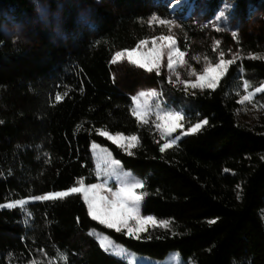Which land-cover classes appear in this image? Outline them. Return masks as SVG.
<instances>
[{"label":"trees","instance_id":"obj_1","mask_svg":"<svg viewBox=\"0 0 264 264\" xmlns=\"http://www.w3.org/2000/svg\"><path fill=\"white\" fill-rule=\"evenodd\" d=\"M96 1L83 13L61 3L73 19L56 38L24 42L0 25V204L94 182L95 141L141 177V213L167 223L139 239L117 233L92 220L81 193L2 206L0 264H130L103 249L90 228L155 257L176 249L194 264H264V88L256 91L264 84V27L235 37L177 17L189 62H215L221 52L234 62L215 88L194 92L162 72L144 76L187 124L208 121L161 152L152 116L145 123L132 111L141 82L120 85L112 59L162 33L153 17L175 16L154 0ZM34 3L0 0V10L22 19ZM246 92L253 93L242 100ZM106 132L136 136L135 146L126 151Z\"/></svg>","mask_w":264,"mask_h":264},{"label":"rangeland","instance_id":"obj_2","mask_svg":"<svg viewBox=\"0 0 264 264\" xmlns=\"http://www.w3.org/2000/svg\"><path fill=\"white\" fill-rule=\"evenodd\" d=\"M154 1L158 2L164 8L166 7L170 15L175 17H171L168 20L152 18L151 22L159 25L162 33L154 38L139 43L133 49H135L139 53L145 54L149 53L153 48L158 49L161 52L160 72L164 73L167 78L173 81L175 84L183 86L184 88L193 92L202 89L199 87L192 88L191 85L197 82L198 76L205 74V68L214 67L217 63H219L220 59L233 60L234 57H221L215 62H209L208 59L202 56H195L193 62H189L184 55L183 63H181L179 53L183 51L178 47V35L181 33V29L177 20V17L180 14H182L184 17L189 16V21H191L198 27L204 26L207 32L218 29L226 31L231 35H233V33H235L236 35L240 32L256 33L259 29L264 27V0H219L217 4L215 3V0ZM61 3L70 8H76L75 10H77V12L83 13L87 9V7L94 8L97 1L35 0V8L22 19H16L5 10H0V16H2L0 23L1 28L3 29V32L6 36L12 37L14 39H20L24 42H36L42 39L56 38L61 35L63 26L70 21L69 20L67 22L66 20L73 19L72 16L64 15L62 9L60 8ZM183 7H186V9L183 13H181ZM161 20L170 21V23H161ZM169 36L172 37V39L176 42L175 44H173L171 41L162 39V37ZM212 43L216 44L217 41H213ZM133 49L118 51L119 53H123V55L119 57H117L116 55L118 52L114 54L112 59V63L114 66V76L116 77V80L120 85L126 87L131 86L137 80L141 82L140 86L134 89L132 92V111L136 118L141 122L147 120L150 115L152 116L155 122L156 132L159 136V139L162 141L163 146L173 138L178 137V139H180L181 137H183L184 135H182V132H186L187 129L193 124H187L186 120L183 119L181 123L184 125V128L177 129V131L172 133L171 136H168L164 132L162 127H157L158 124L163 123L161 120L157 119V115H162L166 111L174 110L166 106L165 102L159 95L158 86L153 83L151 84L148 79L144 78V76L148 75L149 73L146 70L140 69L138 66L133 65L129 62L127 52ZM227 52L230 55L236 54L234 50H227ZM260 52L264 56V49ZM169 53H172L171 58L173 60V66L171 69L168 68ZM153 72L156 71L154 70ZM225 72L221 75V77L225 74ZM258 88H264V84ZM141 92H155V95H146L144 97H141ZM252 93L253 92L244 93L241 99L245 100V96H248L249 99ZM138 104L144 106L142 108L140 117L136 115ZM105 135L126 151H130L131 147H129V140L127 138L131 136L121 133L108 132H106ZM117 137H121L122 139L117 140ZM90 151L94 162L96 180L88 184L84 183L82 180H79L73 187H81L82 185L84 187H87L88 185L94 183L100 184L103 185V187L100 189V195L111 198L112 193L117 191L124 183L140 181L143 184L141 177L137 175L133 170L124 167L121 162L112 154L111 150L107 146L95 141H91ZM115 161H119V164H115ZM112 168L116 169V172L119 173L118 176L113 174ZM134 191L138 195H141L143 200V188H137L134 189ZM81 194L83 197L82 192ZM32 199H35V197H27L22 200L0 204V207L22 205L28 200ZM142 200L140 201L139 206L141 217L152 216L150 214L141 213ZM20 201H23V203H19ZM154 221L155 223L149 222L146 225V228L152 225L164 224L165 222L157 220L156 218H154ZM130 223L134 226V222ZM123 230L127 234V229ZM88 232L97 240L99 245L101 244V241L104 240L105 237H107L108 241H110V244L106 245V247H103V249L121 259L126 260L130 264H194V262L190 258L182 257L179 251L176 249H170L163 256L155 257L145 253L137 252L125 246L121 242L114 240L106 233L98 231L95 228H90Z\"/></svg>","mask_w":264,"mask_h":264},{"label":"snow or ice","instance_id":"obj_3","mask_svg":"<svg viewBox=\"0 0 264 264\" xmlns=\"http://www.w3.org/2000/svg\"><path fill=\"white\" fill-rule=\"evenodd\" d=\"M156 19V17H153ZM161 23H170V21L161 20ZM235 35V33H233ZM162 39L171 41L173 44L176 42L172 37H162ZM117 57L123 55V53H117ZM223 57L224 53H220ZM179 56L181 58V63H183L184 53L180 52ZM128 60L131 64L138 66L140 69L146 70L148 73H152L154 70L157 75L160 73L161 66V52L158 49L153 48L149 53H139L135 49L127 52ZM172 53H169L168 59V68L171 69L173 66ZM232 59L224 60L220 59L214 67H207L204 69L205 74L197 77V82L191 85L192 88H208L213 89L216 87L217 82L220 80L221 75L225 72L228 65L233 64ZM194 74V73H192ZM260 91V89H256ZM146 95L153 96L155 92L145 93L141 92L140 96L144 97ZM57 100H60L61 97L57 96ZM245 100L248 99V96L244 97ZM144 106L137 105L136 115L141 116L142 108ZM157 119L161 120L163 123L158 124L157 127H162L164 132L171 136L172 133L176 132L177 129H183L184 125L181 121L184 119V116L179 111H166L162 115L158 114ZM147 123V121H145ZM208 121L206 119L201 120L198 123L190 126L186 132H182V135L187 136L192 133H197L201 130L203 125H207ZM111 138V137H110ZM122 139L117 137V140ZM129 140V147H134V142L136 141V136H131L127 138ZM177 138L171 139L168 143H165L161 147L160 151L163 152L165 149L171 147L176 143ZM115 164H119V161H115ZM112 172L115 175H119L116 172L115 168H112ZM103 185L100 184H91L87 187L83 185L81 187H72L68 191H58L50 192L47 195L37 196L36 200H51L55 197H66L71 193H83V198L87 203L88 212L92 220H99L101 224H106L109 229H115L117 233H120L123 229H127L128 236H135L139 239V233L146 231V225L149 222L155 223L152 216L140 215V201L142 196L138 195L134 189L143 187V184L140 181H134L130 183H124L117 191L112 193L111 198L107 196L100 195V189ZM19 203H23L20 201ZM130 222H134L131 224ZM167 223V222H164ZM110 244L108 238L105 237L101 241L100 246L106 247Z\"/></svg>","mask_w":264,"mask_h":264}]
</instances>
